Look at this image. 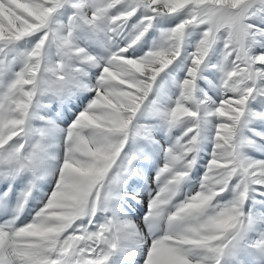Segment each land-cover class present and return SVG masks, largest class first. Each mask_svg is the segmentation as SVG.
I'll return each mask as SVG.
<instances>
[{"label": "snow or ice", "instance_id": "snow-or-ice-1", "mask_svg": "<svg viewBox=\"0 0 264 264\" xmlns=\"http://www.w3.org/2000/svg\"><path fill=\"white\" fill-rule=\"evenodd\" d=\"M0 264H264V0H0Z\"/></svg>", "mask_w": 264, "mask_h": 264}]
</instances>
